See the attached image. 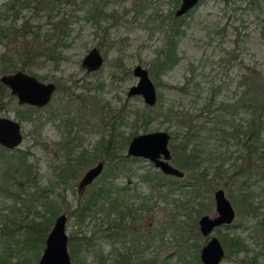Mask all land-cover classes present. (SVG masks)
Segmentation results:
<instances>
[{"label": "rangeland", "instance_id": "374dc122", "mask_svg": "<svg viewBox=\"0 0 264 264\" xmlns=\"http://www.w3.org/2000/svg\"><path fill=\"white\" fill-rule=\"evenodd\" d=\"M92 2L99 6L104 4L105 15L97 22L87 13ZM179 3L180 0H63L60 12L69 18L70 32L62 46V58L57 63L50 60L26 70L45 82L56 83L51 101L43 107H34L30 113L14 95L0 90V115L21 122L23 139L19 148L29 151L43 186L52 182L55 193L63 191L66 194L69 210L76 208L78 197L84 198L101 184L109 171L106 157L95 148L101 136L112 135L115 140L123 141L138 133L166 130L171 135L170 140L177 133L174 139L177 145L182 142L186 125L179 123L178 116L166 117L164 113L159 114L160 111L172 107L181 112L182 119L188 122L191 118L195 125L206 117L213 119L207 123L209 130L204 131L207 138L204 139L206 148L202 150V162L191 171L199 182L196 190L194 184L181 186L191 180V173L183 168V176L173 175L153 186L142 175L162 172L150 160L140 156L123 160L122 169L113 182L126 187L124 202L135 208L137 220L134 222L137 221V229L144 234L139 244L132 243L130 234L117 241L112 235L105 238L108 230H105L106 224L99 211L82 222L77 221L73 213H66L68 237L77 241L79 237L91 236L95 243L94 247L84 248L75 242L73 247L80 264H103V261L108 264L116 257V249L121 251L126 246L140 249L147 238V248L134 255L130 264H150L152 259L157 264H181L182 257L189 264H203L198 257L208 237L201 234L198 219L202 214L215 212L213 194L218 187L224 189L235 210L230 224L218 226L211 232L218 236L225 250L220 264H250L252 254H258L255 264H264L261 252L264 244V145L259 143L256 152L248 150L241 143L242 136L238 140L215 129V126L225 128L224 119L236 124L250 119V111L237 99L250 89L252 80L254 87L248 93L264 100V0H199L186 15L177 17L181 29L176 37L178 60L154 77L150 69L155 64L157 52L164 47L165 34L176 17L174 12ZM20 14L23 18H34L35 25H48L44 15L37 17L29 9H23ZM93 46L99 48L104 62L99 69L87 72L81 61ZM137 63L148 68L159 97L155 102L156 115L148 124L141 123L136 116L144 107L143 98L126 95L137 81L132 73ZM235 102L240 105L229 113V107ZM160 105L162 108H158ZM24 115L30 117L27 119ZM65 116L76 118L67 132L81 140L75 152L84 149L93 157L91 162L77 169L72 180L74 188L63 187L62 182L56 186L54 172L64 160L60 144L69 135L60 125V119ZM208 133L211 135L207 136ZM261 137L264 142V131ZM128 142L120 151L123 154ZM169 148L173 152L171 141ZM174 151L178 161L186 156L177 147ZM219 153L225 157L220 166V160L215 158ZM99 160L105 162L102 172L79 194L78 180ZM170 162L180 168L173 157ZM200 172L204 174H197ZM9 204L11 201L0 194V213L6 212ZM129 221V217L124 219L122 225H135ZM232 234L245 239L247 252L241 250L233 254L227 250L222 236ZM96 249L102 252V260L96 256ZM68 250L71 254L69 242ZM30 252L26 249L22 255L13 254L5 264L16 262L18 256L24 260L25 254L29 258ZM38 259H34L33 264H37ZM73 264L78 262L73 261Z\"/></svg>", "mask_w": 264, "mask_h": 264}, {"label": "trees", "instance_id": "16d2710c", "mask_svg": "<svg viewBox=\"0 0 264 264\" xmlns=\"http://www.w3.org/2000/svg\"><path fill=\"white\" fill-rule=\"evenodd\" d=\"M61 1L63 3V0H6L0 3V73L11 72L16 69L31 70L32 67L50 60L55 61V63L59 62L63 56L62 46L65 45L70 32L69 18L60 12ZM98 4L92 2L87 9V13L95 22L100 19L101 15H105L104 4L101 6ZM23 9L31 10L37 17L44 15L48 25L42 27L32 23L34 18H23L20 14ZM177 17H174L173 23L167 30L164 47L157 52L155 64L150 69V73L154 77L161 75L178 60L176 37L181 29ZM19 18L21 19L19 20ZM253 81L250 83L249 90L254 87ZM0 87L4 88L5 86L0 82ZM180 89H183V87ZM249 90L237 101H240L241 106L246 107L251 113V117L245 125L246 130L249 132V143L244 146L248 150L254 149L256 152L259 143L264 145V142L261 141V134L264 131V100L255 97L254 94H249ZM242 99H246L247 102ZM235 103L230 107L229 113H232V110L240 105L238 102ZM25 106L29 108L30 113L33 111V106ZM156 107L155 104L148 105L145 103L144 107L136 112V116L139 117L141 123L148 124L156 115L154 112L157 109ZM158 108H162V105ZM160 113H164L166 117H169V115L178 116L179 123L186 125L180 144L175 145L174 143L177 133L172 136L173 138L170 141L172 142L173 152L171 153L180 169L183 168L191 173L189 176L191 180H186L187 182L181 186L194 184V190H196L199 182L196 181L195 172L191 171L202 162V150L206 148L204 131L209 130L207 123L213 119L206 117L201 123L195 125L191 123V118L188 122L186 119H182L181 112L173 110L172 107L167 108L165 112L160 111ZM65 114L67 115V112ZM19 115L23 116L22 113H19ZM223 121L225 128L215 126L216 131L232 137L240 134L242 124H236L231 119H224ZM72 123L71 117L66 116L64 118V125H69L66 129ZM227 127H230L231 130L226 131ZM206 135L210 136L211 134ZM71 139L74 140L73 138L65 139L66 145L62 148L64 160L54 171L57 180L56 186L62 182L63 187L74 188L75 183L72 180L75 179L77 169L93 160V157L88 155L86 150L75 152V145L70 148ZM128 139L126 137L123 141H118L112 135L99 138L95 148H97L100 155L106 157L109 165L107 170L109 171L104 174L101 184L93 191L84 198L78 197L77 206L72 210H69L66 204V194L63 191L55 193L52 182H49L46 186L42 185L36 164L29 158L28 150H22L19 147L9 150L4 146H0V194L11 201V204L7 206V211L0 213V243L2 244L0 246V264L7 263L13 254L22 255L26 249L31 251L29 258H26L25 254L24 260H20L18 256L16 262H10V264H33L34 259L36 260L39 257V252L45 243V237L55 216L60 212L73 213L77 221L82 222L86 217L95 216V212L99 211L102 213L101 219L106 224L108 235H114L115 229L123 224L128 213L130 212L129 215L131 213L135 214V208L131 207L128 202H124L126 188L119 187L113 182L116 173L122 169L123 160L129 157L120 152ZM176 147L183 155H186L179 161L174 151ZM216 155L220 158L222 154ZM197 174L203 175L204 172ZM142 177L153 183L154 186L165 180L164 178H171L173 175L163 172L160 175L155 172H147ZM168 189L170 190V188ZM50 191H53V193H50ZM244 200L246 199L244 198ZM246 203L249 204L248 201ZM68 242L72 261L78 262V264L80 262L73 247L75 242L84 248L95 246L91 236L79 237L77 241L69 236ZM222 242L230 253L237 254L241 250L248 251L245 239L238 234L222 236ZM261 252L264 254V244ZM119 255L121 254L116 253V257L112 258L108 264H128L124 254L121 257ZM96 256H100L101 260L103 258V254L99 249H96ZM257 257L258 254H252L249 257V263L255 264ZM198 260L200 261L199 257ZM104 263L105 261H103ZM150 264L157 263L152 259ZM181 264H189V262L182 257Z\"/></svg>", "mask_w": 264, "mask_h": 264}, {"label": "water", "instance_id": "95a60500", "mask_svg": "<svg viewBox=\"0 0 264 264\" xmlns=\"http://www.w3.org/2000/svg\"><path fill=\"white\" fill-rule=\"evenodd\" d=\"M199 0H180L174 14L186 15ZM104 57L98 47H91L82 58V65L88 71L102 66ZM132 73L137 81L132 84L127 95H139L148 105L157 101L156 85L149 74L148 68L137 63L132 68ZM0 81L9 87L19 103L44 105L51 99L55 89L53 81L45 82L34 74L22 69L0 74ZM23 139L20 122L10 116H0V143L8 148L18 146ZM170 133L166 130H153L134 135L127 147V155L140 156L148 159L166 174L183 176L184 171L170 162L171 151L169 148ZM104 161L99 160L88 167L77 183V190L82 191L101 172ZM215 214H202L198 219V226L204 235L209 234L213 228L230 224L235 217V210L231 201L225 195L224 189L218 187L214 190ZM67 214L58 213L49 229L43 250L37 264H73L68 250V234L66 231ZM224 255V248L217 236L212 235L201 247L200 258L203 264H220Z\"/></svg>", "mask_w": 264, "mask_h": 264}, {"label": "flooded vegetation", "instance_id": "af4514ba", "mask_svg": "<svg viewBox=\"0 0 264 264\" xmlns=\"http://www.w3.org/2000/svg\"><path fill=\"white\" fill-rule=\"evenodd\" d=\"M103 55V54H102ZM104 57V56H103ZM82 62V61H81ZM82 64V63H81ZM83 66V65H82ZM85 67V66H84ZM85 69H86V67H85ZM99 69V68H98ZM95 70H97V69H95ZM95 70H91V71H95ZM86 71L87 72H91V71H88L87 69H86ZM36 76V75H35ZM1 82V81H0ZM54 82V81H53ZM2 83V82H1ZM55 83V82H54ZM3 84V83H2ZM5 87L4 88H2V87H0V90L1 89H4V90H6L7 91V95H9V94H11V92H10V89H9V87L8 86H6L5 84H3ZM6 88V89H5ZM56 88H57V86H56V83H55V89H54V91H53V93H52V96H53V94H54V92H55V90H56ZM4 90H3V92H4ZM128 91V90H127ZM12 95H14V94H12ZM126 95H127V92H126ZM2 96H3V93H2ZM15 96V95H14ZM52 96H51V98H52ZM128 96V95H127ZM133 96V95H132ZM1 97V96H0ZM16 97V96H15ZM128 97H130V96H128ZM2 99V98H1ZM17 99V98H16ZM51 101V99L49 100V102ZM18 102V101H17ZM48 102V103H49ZM19 103V102H18ZM48 103H46V104H44V105H41V106H38V105H35V104H28V103H19V104H21V105H29V106H33V107H37V108H40V107H43V106H45V105H47ZM229 107V106H228ZM229 109L231 110V108L229 107ZM57 114V113H56ZM55 114V115H56ZM53 115V114H52ZM0 116H6V115H0ZM24 117L26 118L27 116H25L24 115ZM30 117V116H29ZM29 117H27V119L29 118ZM66 117V116H65ZM64 117V118H65ZM68 117H71L72 118V121H73V123L70 125V127L68 128V129H66L69 125H64V118H62V119H60L61 121H60V125L62 126V127H64V129H65V131H66V133L67 132H70V130H71V127L76 123V118L75 117H73V116H68ZM19 121V120H18ZM20 122V121H19ZM248 123V121L246 122V123H244V124H242V130H241V132H240V134L238 135V136H236V137H232V136H230V137H232V138H237L238 137V140H239V136H242V138H241V143H242V145L244 146H246L248 143H249V137H248V130H246V128H245V125ZM20 124H21V122H20ZM21 132H22V128H21ZM67 134H69V133H67ZM22 135H23V132H22ZM134 136V135H133ZM132 136V137H133ZM132 137L131 138H129L128 139V141L130 142L131 141V139H132ZM170 137H171V135H170ZM66 138V137H65ZM67 138H73L74 140H72L71 139V141H70V148L71 147H73L74 145H75V147H74V149H76L77 147H79L80 145H81V140H80V138H79V136H73V135H68V137ZM238 140H237V142H238ZM169 141H170V139H169ZM129 142H128V144H127V147H128V145H129ZM66 144H65V139L63 140V142L60 144V147L61 148H63V146H65ZM0 146H4L3 144H1L0 143ZM5 148H7V149H9V150H12L13 148H15V147H19V145L18 146H15V147H13V148H8V147H6V146H4ZM81 150V149H80ZM80 150H77V151H80ZM84 150V149H83ZM126 152H127V148H126ZM126 152H125V154L124 155H126V156H132V155H127L126 154ZM216 157V159H219L220 160V162H219V164H218V166H220V164L224 161V159L223 158H225L224 156H221L220 158L219 157H217V155H215ZM135 157H137V156H135ZM171 158H172V153H171ZM214 160V159H213ZM212 160V161H213ZM152 162V161H151ZM105 163V162H104ZM153 163V162H152ZM172 163V162H171ZM162 171V170H161ZM164 173V172H163ZM166 174V173H165ZM170 175H172V174H170ZM96 179V178H95ZM94 179V180H95ZM93 180V181H94ZM92 181V182H93ZM78 183V182H77ZM77 185V184H76ZM89 185V184H88ZM87 185V186H88ZM86 186V187H87ZM85 187V188H86ZM84 188V189H85ZM126 188V187H125ZM78 191V190H77ZM78 193L79 194H82V191H78ZM214 198V197H213ZM215 203V202H214ZM130 204V203H129ZM131 205V204H130ZM140 207H143V208H147V206L146 205H141ZM131 210H133L132 208H131ZM215 212H216V210H215ZM215 212L213 213V214H215ZM130 213V212H129ZM129 213H128V215H129ZM128 215L126 216V218H125V221H126V219L128 218ZM133 214L131 213L130 215H129V218L131 219V221H129V223L130 224H135L136 222H134L135 220H137V214H136V211H135V214L133 215V217H131ZM129 226H132V225H129ZM129 226H123V225H119L116 229H115V234L114 235H112V237L114 238V241H117V240H119V239H122L124 236H126V235H128V234H130V236H131V238H132V240L134 241V242H132V243H137V244H139L140 242L139 241H141L142 239H143V237H144V234L142 233V232H139V230L137 229L139 226L137 225V224H135L134 226H132V228H129ZM216 228V227H215ZM107 228H106V226H105V230H106ZM214 229V228H213ZM199 230H200V228H199ZM213 231V230H212ZM211 231V232H212ZM200 232H201V230H200ZM211 232L209 233V234H207V235H204L202 232H201V234L202 235H204V236H207L208 237V239H207V241L209 240V238L212 236L211 235ZM216 236V235H215ZM104 237L105 238H108V234H105L104 235ZM218 237V236H217ZM219 239V238H218ZM220 240V239H219ZM113 241V242H114ZM206 241V242H207ZM205 242V243H206ZM221 242V241H220ZM222 244V243H221ZM147 246H148V238H147V240H146V244L144 245V246H142L140 249L139 248H136V249H133V246H126V247H123V250H117L116 249V253L117 254H124V256H125V259H126V262H128V264H130L131 262H132V260H133V256L134 255H138V253H139V251L140 250H144L145 248H147ZM223 246V245H222ZM224 248V247H223ZM133 250V251H132ZM134 253V254H133ZM224 254H225V250H224ZM121 255H119V257H121ZM224 256V255H223ZM223 256H222V258H223ZM221 258V259H222ZM199 259H200V261H201V258H200V254H199ZM128 260V261H127ZM221 261V260H220ZM202 262V261H201ZM135 264H137V263H135Z\"/></svg>", "mask_w": 264, "mask_h": 264}]
</instances>
